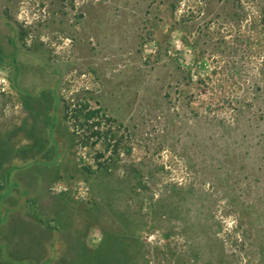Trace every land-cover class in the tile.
I'll use <instances>...</instances> for the list:
<instances>
[{
    "label": "rangeland",
    "instance_id": "374dc122",
    "mask_svg": "<svg viewBox=\"0 0 264 264\" xmlns=\"http://www.w3.org/2000/svg\"><path fill=\"white\" fill-rule=\"evenodd\" d=\"M38 3L0 0V264H264V0ZM234 65L214 80L240 104L207 113L202 82ZM78 91L129 129L138 173L77 153Z\"/></svg>",
    "mask_w": 264,
    "mask_h": 264
},
{
    "label": "trees",
    "instance_id": "16d2710c",
    "mask_svg": "<svg viewBox=\"0 0 264 264\" xmlns=\"http://www.w3.org/2000/svg\"><path fill=\"white\" fill-rule=\"evenodd\" d=\"M24 1L36 2L37 4L40 2L42 4H40V6H43L45 2L50 0ZM9 13L10 9L6 8L5 14ZM250 13H253L248 14L253 21L251 25L253 30L259 28L258 35L260 36V47L258 51L252 48V53L250 52L249 55L246 56L254 57L258 53L262 59L260 64H252V66L247 69V73L251 78L246 82V90L250 94L249 98L253 100L256 93L261 91V81L258 80V76L264 72V9L254 8ZM18 29L21 38L26 39L28 37L27 27L19 26ZM230 35H233V31ZM219 37V41L223 42L226 46L225 36L220 34ZM233 41L237 45L239 38L234 36ZM231 52L232 51H229V54ZM223 53L224 51L221 52V55H223ZM225 68H227V66ZM231 69L233 72L227 71L226 69L224 70V67H221V71L216 70L213 74V78L208 77L202 82L205 88L213 89L215 92H218V94L216 93L218 96L215 100L216 102L213 103L211 108L206 109L207 113L210 114L213 112L215 113L213 115L216 117L226 112V109H235V104H240L235 98V90L232 89L234 87L238 88V90L241 89L239 82L226 81V79L219 81L214 80L216 74L236 75L239 67L234 65ZM211 84H213V88L209 87ZM61 101L64 110L63 121L74 137V147L77 153L86 152L98 170L116 172L125 166L130 173H138V168L135 164L133 165V160H130V164L128 163V158L132 156L133 138L125 125L109 116L97 101L93 103L92 98H87L85 95H82L81 91H78V93L73 94V96L69 98L63 97ZM91 168V166H86L85 170L91 171Z\"/></svg>",
    "mask_w": 264,
    "mask_h": 264
}]
</instances>
